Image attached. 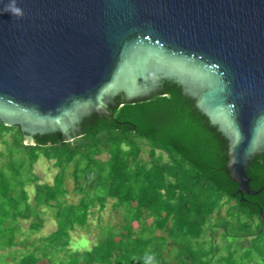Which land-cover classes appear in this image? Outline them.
I'll return each instance as SVG.
<instances>
[{"label":"trees","instance_id":"obj_1","mask_svg":"<svg viewBox=\"0 0 264 264\" xmlns=\"http://www.w3.org/2000/svg\"><path fill=\"white\" fill-rule=\"evenodd\" d=\"M109 112L86 119L70 142L56 133L28 145L19 128L0 123V264H146L148 257L154 264H264V191L242 199L228 170V141L181 88L165 82L159 94L133 103L120 96ZM41 157L58 170L51 184L34 173ZM248 177L254 191L264 187V155ZM68 178L77 203L66 199ZM109 200L121 221L103 227L90 250L71 248L72 234L89 230L95 209ZM46 208L58 228L31 241ZM22 221L30 222L27 235ZM219 233L234 240L227 254L215 242Z\"/></svg>","mask_w":264,"mask_h":264},{"label":"water","instance_id":"obj_2","mask_svg":"<svg viewBox=\"0 0 264 264\" xmlns=\"http://www.w3.org/2000/svg\"><path fill=\"white\" fill-rule=\"evenodd\" d=\"M164 82L228 141L242 199L264 191L248 177L264 155V0H0V123L26 144L70 142Z\"/></svg>","mask_w":264,"mask_h":264},{"label":"rangeland","instance_id":"obj_3","mask_svg":"<svg viewBox=\"0 0 264 264\" xmlns=\"http://www.w3.org/2000/svg\"><path fill=\"white\" fill-rule=\"evenodd\" d=\"M141 143L143 144V149H144L142 157L148 159V152H149V147L147 146L148 142L146 140H141ZM3 150H4V145L0 142V152ZM99 158L106 161L109 159V155L107 153H104ZM57 172L58 170L53 168V161H49L44 157H41L38 163L34 166V173L40 177V183L51 184ZM67 188L70 191L69 195L66 198L67 201L69 203H77L79 200V196L74 192L75 183L73 182V179L71 178L67 179ZM27 190L32 199L34 195V187L29 186ZM226 201H228V199H226ZM113 204L114 201L109 200L105 210L99 212L98 209H95L94 215H92L90 218L89 230L78 229L76 232L72 234L73 245L71 246V248H73L74 250L80 249L81 251L90 250V248L96 243L98 235L103 227L107 226L108 224L116 225L117 223H119V221H121L120 210H114ZM42 212H43V218L45 220V226L38 234L31 237V241L39 239L41 237L49 236V234H52L58 228L57 222L55 221V217H54V212H55L54 209L46 208L43 209ZM29 225L30 222L28 221L21 222L22 231L25 233V235L29 233ZM134 226L138 228L139 224L135 222ZM236 231L237 229L234 226L232 228V232L235 233ZM215 242L218 244L220 248V254L223 253L227 254L229 249L228 246L230 245V243L234 242V240L228 238H222L219 233V235L216 237ZM207 250H210V248L207 247ZM62 257L63 254H60L57 257V259ZM9 262L11 263V260ZM40 264H49V263L46 260H42Z\"/></svg>","mask_w":264,"mask_h":264},{"label":"clouds","instance_id":"obj_4","mask_svg":"<svg viewBox=\"0 0 264 264\" xmlns=\"http://www.w3.org/2000/svg\"><path fill=\"white\" fill-rule=\"evenodd\" d=\"M13 11H14V13H19L20 9L16 8ZM146 264H154L153 258L152 257H148L147 260H146Z\"/></svg>","mask_w":264,"mask_h":264},{"label":"flooded vegetation","instance_id":"obj_5","mask_svg":"<svg viewBox=\"0 0 264 264\" xmlns=\"http://www.w3.org/2000/svg\"><path fill=\"white\" fill-rule=\"evenodd\" d=\"M170 83H171V82H170ZM164 84H165V82H164ZM91 117H92V116H91ZM91 117H90V118H91Z\"/></svg>","mask_w":264,"mask_h":264}]
</instances>
